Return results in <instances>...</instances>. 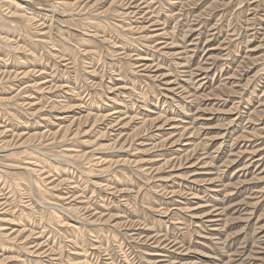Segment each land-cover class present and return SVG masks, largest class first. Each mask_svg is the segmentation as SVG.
<instances>
[{"label": "rangeland", "instance_id": "374dc122", "mask_svg": "<svg viewBox=\"0 0 264 264\" xmlns=\"http://www.w3.org/2000/svg\"><path fill=\"white\" fill-rule=\"evenodd\" d=\"M0 264H264V0H0Z\"/></svg>", "mask_w": 264, "mask_h": 264}, {"label": "bare ground", "instance_id": "6f19581e", "mask_svg": "<svg viewBox=\"0 0 264 264\" xmlns=\"http://www.w3.org/2000/svg\"><path fill=\"white\" fill-rule=\"evenodd\" d=\"M7 199V198H6ZM4 203V202H3Z\"/></svg>", "mask_w": 264, "mask_h": 264}]
</instances>
